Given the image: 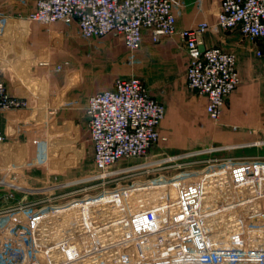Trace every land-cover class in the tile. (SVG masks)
Here are the masks:
<instances>
[{
  "label": "built area",
  "instance_id": "obj_1",
  "mask_svg": "<svg viewBox=\"0 0 264 264\" xmlns=\"http://www.w3.org/2000/svg\"><path fill=\"white\" fill-rule=\"evenodd\" d=\"M30 18L45 23L76 19L84 36H120L130 50L142 46L146 29L154 42L177 32L172 0H37ZM219 24L264 42V0H222ZM206 27L181 32L189 58L187 80L206 99L208 116L219 120L240 83L238 60L221 46L202 48L199 33ZM27 105L9 95L0 74V112ZM166 110L138 77H120L89 96L96 173L74 191L38 201L28 190L15 206L1 208L32 213L36 249L29 257L12 258L10 249L19 252L24 246L21 232L9 242L0 236V264H264V155L218 157L173 176L153 174L109 187L132 171L113 165L146 156L163 139ZM211 185L224 192L215 202L206 200ZM5 186L24 190L21 183ZM11 190L3 197L7 205L15 197ZM231 217L240 224L235 230L228 227ZM52 221L55 236L49 233Z\"/></svg>",
  "mask_w": 264,
  "mask_h": 264
},
{
  "label": "crops",
  "instance_id": "obj_2",
  "mask_svg": "<svg viewBox=\"0 0 264 264\" xmlns=\"http://www.w3.org/2000/svg\"><path fill=\"white\" fill-rule=\"evenodd\" d=\"M36 1L0 0V74L9 95L28 102L27 106L0 112L4 135L0 142L1 184L14 182L32 188L43 183L53 186L52 180H57L55 188L66 191L87 184L97 171L88 98L112 87L120 77L141 78L150 94L166 105L161 131L172 152L206 150L201 154L217 152L219 157L264 155V137L251 133L254 123L264 122L260 113L264 108V55L257 54L264 52V42L247 38L238 29H224L219 24L222 0H172L177 32L154 42L152 31L146 29L142 46L135 50L113 34L84 36L76 19L52 23L33 20L30 14ZM202 24L207 26L199 33L202 48L221 46L234 51L238 60L240 83L217 122L209 119L206 99L191 90L187 80L189 58L181 32ZM149 166L135 164L116 170ZM210 188L208 202L223 196L217 185ZM27 191L16 193L13 202L24 198ZM5 194L0 193V204L5 203ZM31 214L29 210L0 214L7 220L0 224L2 240H14L18 231L22 235L20 251L9 248L12 258L35 253ZM239 226L236 217L228 221L231 230ZM56 227L52 221L50 235L55 236ZM74 228L70 226L68 231Z\"/></svg>",
  "mask_w": 264,
  "mask_h": 264
},
{
  "label": "rangeland",
  "instance_id": "obj_3",
  "mask_svg": "<svg viewBox=\"0 0 264 264\" xmlns=\"http://www.w3.org/2000/svg\"><path fill=\"white\" fill-rule=\"evenodd\" d=\"M37 3V1H36ZM36 7V6H35ZM35 9V8H34ZM260 113L264 114V108L262 107ZM213 122H217V120L211 119ZM256 126L253 131L251 132L253 136H258V137H264V122H260L255 124ZM162 132V131H161ZM164 137L165 135L162 134ZM251 136V135H250ZM169 140V139H168ZM167 139L165 140V137L163 138L162 142H159L156 144V146H153L151 150L148 152V154L144 157H137V158H130V159H124L117 164L113 165L111 168L112 169H119L121 167H128V166H133L135 164H141L142 166L150 164L151 166L144 168V169H138L135 171H132L130 174L127 175H121V177H117L116 181L114 184L111 182L109 184V187H115L117 185H123L126 183H130L131 179H142V178H148L149 176H152L153 174H166L168 176H173L180 171H188L192 169H197L202 167L208 160L210 159H216L219 156L217 155V152H209V153H203L206 150H195L191 152H172L173 150H170V141ZM168 146V147H167ZM217 146H215L213 149H217ZM200 149V148H199ZM208 151V150H207ZM193 153V154H191ZM93 154H94V149H93ZM188 154H191L190 156ZM219 154V153H218ZM162 161V163H160ZM115 166V167H114ZM60 181L57 180H52V183L54 184L53 186L51 183L45 184L43 183L44 186H36V187H29L23 185V189H28V190H34L35 194L30 196L31 200L38 199V201L42 200L43 198H47L48 196H53V195H58L62 194L64 192H67L66 189L63 188H55V185L59 184ZM118 182V183H117ZM41 184V183H40ZM38 184V185H40ZM4 187L0 186V193L1 192H7L11 189H9L5 184H3ZM79 186L77 185L76 187H69L67 188L68 191H74L75 188H78ZM8 188V189H7ZM22 189V190H23ZM79 190V189H78ZM70 191V192H71ZM11 192H13L11 190ZM13 194H16V192H13ZM18 194V193H17ZM22 195V193H19ZM25 195V194H23ZM19 200H15L14 202L11 201L10 204H0V210L5 208L6 206H15ZM23 202V201H22ZM2 205V206H1ZM2 208V209H1ZM6 212L2 211L0 214H5ZM4 220V221H3ZM3 221V222H2ZM12 221V220H11ZM7 220L5 218H0V224L6 223Z\"/></svg>",
  "mask_w": 264,
  "mask_h": 264
},
{
  "label": "bare ground",
  "instance_id": "obj_4",
  "mask_svg": "<svg viewBox=\"0 0 264 264\" xmlns=\"http://www.w3.org/2000/svg\"><path fill=\"white\" fill-rule=\"evenodd\" d=\"M128 174H129V173H128ZM121 175H122V174H121ZM121 175H120V176H121ZM123 175H127V174H123Z\"/></svg>",
  "mask_w": 264,
  "mask_h": 264
}]
</instances>
